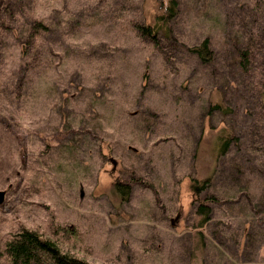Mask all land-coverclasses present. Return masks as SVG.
Returning <instances> with one entry per match:
<instances>
[{
	"label": "rangeland",
	"instance_id": "rangeland-1",
	"mask_svg": "<svg viewBox=\"0 0 264 264\" xmlns=\"http://www.w3.org/2000/svg\"><path fill=\"white\" fill-rule=\"evenodd\" d=\"M171 1L1 0L0 253L29 227L92 264H264V2L174 0L153 44Z\"/></svg>",
	"mask_w": 264,
	"mask_h": 264
},
{
	"label": "trees",
	"instance_id": "trees-1",
	"mask_svg": "<svg viewBox=\"0 0 264 264\" xmlns=\"http://www.w3.org/2000/svg\"><path fill=\"white\" fill-rule=\"evenodd\" d=\"M171 2L172 4L168 7L170 11L167 17L165 19H159L162 20L161 22H157L156 24L137 23L135 25L137 26L136 28L138 32L141 35L148 37L153 44H160L159 36L164 28L165 33L169 32L167 24L169 23V16L174 10V0ZM256 3L263 5V3L259 2V0H257ZM41 28L42 23L40 22H38L37 25H32V30L30 31L29 29L28 31L29 37L27 39V43L38 35V32H40L39 29ZM233 41L234 47H245L243 44L239 43L237 37L233 38ZM210 47V38L206 37L201 44L191 48L207 60L212 54ZM241 50L243 56L242 60L244 64L247 65L246 62L249 61V50L247 48H245V50ZM233 143L240 144L241 137L233 133L222 136L219 145L220 156L221 154H226ZM215 173L216 171L202 178L193 176L190 181V189L194 196L193 200L196 204V211L201 215L200 226H204L205 222H207V220H209L212 216L213 207L209 204V202L216 201L218 199L217 193L206 195L205 198L202 197V193L211 188L213 185ZM138 180L144 179L138 178ZM145 182L153 187L152 182ZM114 183L115 189L123 196V198H127L131 191L130 182L117 179ZM227 194L228 193L224 195L226 196ZM55 230L64 231L68 236L78 233L76 230L72 231L70 227L67 228L58 226ZM199 239L202 241L201 237ZM3 254L9 260L8 264H92L85 258L62 250L56 240L50 237H45L42 233H40V231L29 227H22L18 229L9 239H7L5 249L0 253V258ZM0 264L5 263L0 259Z\"/></svg>",
	"mask_w": 264,
	"mask_h": 264
},
{
	"label": "water",
	"instance_id": "water-1",
	"mask_svg": "<svg viewBox=\"0 0 264 264\" xmlns=\"http://www.w3.org/2000/svg\"><path fill=\"white\" fill-rule=\"evenodd\" d=\"M0 2H1V0H0ZM112 161H113L114 165L117 164V160L114 157H112ZM5 198H6V190L0 189V204H2L4 202ZM179 218H180V215L178 214L176 217H172V221L176 222L179 220Z\"/></svg>",
	"mask_w": 264,
	"mask_h": 264
}]
</instances>
